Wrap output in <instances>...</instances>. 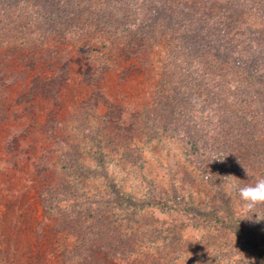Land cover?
<instances>
[{
    "label": "rangeland",
    "instance_id": "rangeland-1",
    "mask_svg": "<svg viewBox=\"0 0 264 264\" xmlns=\"http://www.w3.org/2000/svg\"><path fill=\"white\" fill-rule=\"evenodd\" d=\"M256 8L259 18L243 16L259 20L263 39L264 3ZM96 46L100 43H86L80 54L75 52L72 80L60 105L37 100L29 107L36 116L11 118L12 131L7 123L0 127V264H264V221L245 219L235 191L228 193L233 181L245 185L240 182L244 166L246 173L259 169L243 160L237 166L230 152L202 157L198 166L181 139L135 120L132 112L148 104L166 72V48L150 50L147 70L124 85L113 69L96 88L97 82L88 86L84 80L102 77L104 60ZM105 89L130 104L122 121L110 120L112 108L97 101ZM5 108L0 107V121ZM63 152L77 163L74 169L64 165ZM63 187L85 195L87 203L75 207L76 199L66 198ZM91 200L100 202L103 221L115 225L118 237L110 236L107 249L86 245L97 235L85 228ZM258 209L264 212V204ZM123 237L127 246L137 247L130 258L112 251L111 246L120 250Z\"/></svg>",
    "mask_w": 264,
    "mask_h": 264
},
{
    "label": "trees",
    "instance_id": "trees-1",
    "mask_svg": "<svg viewBox=\"0 0 264 264\" xmlns=\"http://www.w3.org/2000/svg\"><path fill=\"white\" fill-rule=\"evenodd\" d=\"M199 1L0 0V73L7 88L3 94L0 83V107H6L0 127L7 123L12 131L11 118L36 116L37 110L29 107L37 100H50L54 108L60 105L72 80L75 52L80 54L86 43H100L97 56L104 60L101 78H84L88 86L97 82L96 88L113 69L118 70L120 86L145 72L152 49L162 45L169 57L166 72L147 97L148 104L132 112L135 120L181 139L198 166L202 157L230 152L237 166L243 160L260 171L247 168L246 173L244 166L242 184L264 177V38L256 20L260 15L255 16L264 0ZM89 57L98 61L94 54ZM103 93L97 101L112 108L110 120L122 121L130 104L119 93ZM61 157L67 169L76 167L67 153ZM62 192L76 199L75 207L87 203L85 195L72 189L63 187ZM100 206L91 200L87 208L93 211L85 219L86 232L97 234L86 245L100 244L97 250L107 249L118 237L115 225L103 221ZM81 217L74 218L75 224ZM125 241L120 238V250L111 246L112 251L130 258L137 247Z\"/></svg>",
    "mask_w": 264,
    "mask_h": 264
},
{
    "label": "clouds",
    "instance_id": "clouds-1",
    "mask_svg": "<svg viewBox=\"0 0 264 264\" xmlns=\"http://www.w3.org/2000/svg\"><path fill=\"white\" fill-rule=\"evenodd\" d=\"M235 191L242 202V216L252 223L264 221V212L258 209V205L264 204V177H258L254 183L241 186L233 181L228 186V193Z\"/></svg>",
    "mask_w": 264,
    "mask_h": 264
}]
</instances>
